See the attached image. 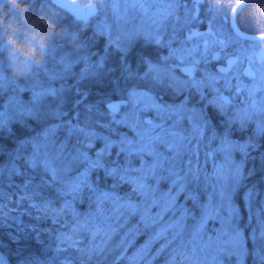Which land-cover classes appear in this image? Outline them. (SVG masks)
I'll return each mask as SVG.
<instances>
[{
	"label": "snow or ice",
	"instance_id": "snow-or-ice-1",
	"mask_svg": "<svg viewBox=\"0 0 264 264\" xmlns=\"http://www.w3.org/2000/svg\"><path fill=\"white\" fill-rule=\"evenodd\" d=\"M21 2L74 52L59 57L62 75L22 88L6 74L17 58L0 26V228L51 220L52 264H245L235 199L251 212L250 181L264 182V0ZM129 12L149 23L138 35L157 49L137 70L113 26ZM61 33L38 45L42 56ZM106 80L118 101L86 102L87 85ZM260 213L252 239L264 264Z\"/></svg>",
	"mask_w": 264,
	"mask_h": 264
},
{
	"label": "trees",
	"instance_id": "trees-1",
	"mask_svg": "<svg viewBox=\"0 0 264 264\" xmlns=\"http://www.w3.org/2000/svg\"><path fill=\"white\" fill-rule=\"evenodd\" d=\"M33 9L34 5L21 2V0H0V26H2L5 41L11 42L15 55L19 56L21 53L31 50L34 63L42 62L41 64L43 65L52 61L50 60L52 54H54L58 61L60 56L72 55L74 49L70 39L61 33L59 27L49 28V22H46L43 17L39 16ZM65 27L68 31L74 30V26L68 28L66 23ZM53 31L61 33V35L56 40V46L53 48L52 53L47 57L42 56L38 50V45L42 42H46L49 39V34ZM16 64L21 65V61L19 59L16 60ZM3 67H5V60L0 58V68ZM24 70L25 68L21 67V69H17L15 73L7 72L6 74L12 77L15 83L22 88L29 82V77L34 82L44 83L47 78L52 75L50 74L51 72H48L40 76V78L36 77V75L31 77L33 75L32 69H29L30 72L27 74L24 73ZM51 83L57 87L60 85L59 80L51 81ZM87 89L88 99L86 102H96L105 94L115 101L114 96L116 95L112 93V89H108L106 86L96 87L94 85H88ZM24 95V93H21L22 98ZM18 135L20 134L18 133ZM9 143L15 144L16 141L12 140L9 141ZM250 183H255L258 188L263 187V182L255 177ZM235 202L240 211L238 223L246 236L248 255L245 257V264H257L255 253L257 240L254 241L252 239V234H257V231L253 232L254 229L250 222L248 225H245L246 221H248V217L246 208L241 201V196H237ZM83 210L87 211V208L85 207ZM22 220L23 225L18 226L15 223L9 222L7 226L0 228V254L5 257L7 264H20L21 258L24 257L33 259L36 264H52L51 255L55 247L53 242L55 233L52 230L58 226L53 225L51 220L37 221L28 215H24ZM31 226L38 227L40 231L33 232ZM20 227L25 229L23 233L18 231ZM13 237H19V239H13ZM145 238V236H139L135 243L140 244ZM131 251L132 249H129V252Z\"/></svg>",
	"mask_w": 264,
	"mask_h": 264
},
{
	"label": "rangeland",
	"instance_id": "rangeland-1",
	"mask_svg": "<svg viewBox=\"0 0 264 264\" xmlns=\"http://www.w3.org/2000/svg\"><path fill=\"white\" fill-rule=\"evenodd\" d=\"M109 23H113V21L109 20ZM42 25H44V24H42ZM113 26H114V29L116 31H118L121 35L128 38V64L132 66L133 70H137V69L142 67V65L140 63V60L142 57H150L151 56V58H153V59L155 58V54L157 52L156 47L153 45L147 44L148 42L144 38V36L138 35V33H140V32L147 33L148 31H150L149 23L143 17H141L138 13L129 12L126 15V17L121 19L119 22L114 23ZM135 39H141V42L143 43V46H142L143 49H145L147 47L148 48L145 49V51H142L141 53L136 54L137 50L135 48L132 49V47H133L132 45L134 44ZM97 44H99V39L97 40ZM92 51H93V54L95 57V55L99 53V47H94L92 49ZM165 52H166V50H165ZM162 54H164V53H162ZM16 58H17L16 60L19 59L21 61V65L17 64V69H21V67H24L25 69H30V70L32 69L33 75L31 77L36 75V77L40 78V76L45 75L48 72H51L50 74L59 73L62 75L60 65L58 63V60L55 58L54 54H52L50 56V60H52L51 62H49L46 65L40 64L39 67L33 66L35 63H34L33 55L31 54V50L29 52L21 53L19 56H16ZM80 67H81V65H76L73 68V74L74 75L79 70ZM29 72H27V73H29ZM27 73H25V74H27ZM108 79H111V77H109ZM88 85L92 86V84H88ZM122 85H123V81H122ZM99 86H102V87L106 86L108 89H111V87L107 83V80L105 81V83L97 85L96 87H99ZM87 90L88 89H86V91ZM112 93L116 95V96H114L115 101H118V99L121 95L120 91L117 90L116 92H112ZM251 166L252 165L250 164L249 167H251ZM257 166H258V164H257ZM258 192H259V195L256 197V200L253 204L251 212L249 211L248 207L246 206V204L243 200V197L241 196V201L243 202V204L246 208L247 217H248V221H246L245 225L246 224L248 225V223L250 222L253 226V229H254L253 232L257 231V235L259 234V228H260V226L257 222V213H260V209L264 208V182H263V187L258 188ZM260 215L262 217H264V213H260ZM215 227L218 228L219 224L217 223L215 225ZM242 232H243V230H242ZM260 246H261V242L259 240H257L256 247H255L256 248L255 253L258 251ZM234 261H235V258L233 257L230 261H227L226 264H234Z\"/></svg>",
	"mask_w": 264,
	"mask_h": 264
},
{
	"label": "flooded vegetation",
	"instance_id": "flooded-vegetation-1",
	"mask_svg": "<svg viewBox=\"0 0 264 264\" xmlns=\"http://www.w3.org/2000/svg\"><path fill=\"white\" fill-rule=\"evenodd\" d=\"M213 2H215V0H213ZM225 2H228V0H225ZM255 9V6L253 5V8L252 9H249V12H251V11H253ZM245 15L247 16L248 15V13H245ZM201 30H204V27L203 26H201ZM242 30H246L243 26H242ZM142 39V38H141ZM141 39H135V41H134V44L132 45L133 47H132V49H136L137 51H136V54L137 53H141L142 51H145V49H147V48H145V49H143L142 48V46H143V43L141 42ZM148 44V43H147ZM148 58H151V56L150 57H148Z\"/></svg>",
	"mask_w": 264,
	"mask_h": 264
},
{
	"label": "bare ground",
	"instance_id": "bare-ground-1",
	"mask_svg": "<svg viewBox=\"0 0 264 264\" xmlns=\"http://www.w3.org/2000/svg\"><path fill=\"white\" fill-rule=\"evenodd\" d=\"M115 98V97H114ZM117 100V99H116Z\"/></svg>",
	"mask_w": 264,
	"mask_h": 264
}]
</instances>
